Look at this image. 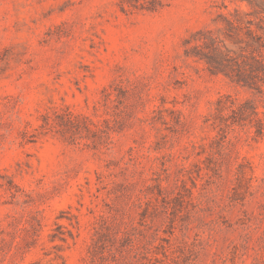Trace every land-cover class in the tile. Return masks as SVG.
Masks as SVG:
<instances>
[{"label":"rangeland","instance_id":"rangeland-1","mask_svg":"<svg viewBox=\"0 0 264 264\" xmlns=\"http://www.w3.org/2000/svg\"><path fill=\"white\" fill-rule=\"evenodd\" d=\"M236 10L0 0V264H264V85L187 56L207 31L237 50ZM220 99L257 114L224 127ZM61 109L109 139L43 134Z\"/></svg>","mask_w":264,"mask_h":264},{"label":"trees","instance_id":"trees-1","mask_svg":"<svg viewBox=\"0 0 264 264\" xmlns=\"http://www.w3.org/2000/svg\"><path fill=\"white\" fill-rule=\"evenodd\" d=\"M240 1L247 2L251 11L236 10L234 14H230L225 33L227 40L238 49H230L225 43L222 45L210 31L199 32L193 53H187V56L203 61L212 75H223L234 84L259 90L264 85V0ZM248 104L249 102L240 103L232 99L224 102L220 99L214 117L221 116V125L229 127L230 116L226 118L224 112L230 110L232 114L250 118L257 112L249 111ZM43 119L44 124L40 127L43 134L55 132L65 139L75 141L78 136L83 137V133L87 132V139H90L89 135L97 136L101 141L109 139L110 129H105L88 117L77 115L69 109L54 110L53 113L43 115ZM104 122L108 123V120L104 119ZM91 124L95 126V130L90 127ZM217 124L215 119L213 125ZM258 132L264 136L263 123ZM224 138L226 139L225 135Z\"/></svg>","mask_w":264,"mask_h":264}]
</instances>
